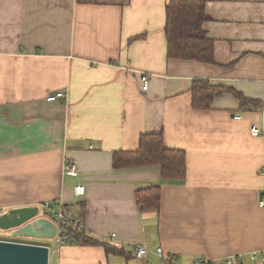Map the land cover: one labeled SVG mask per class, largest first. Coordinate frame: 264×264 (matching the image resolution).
Listing matches in <instances>:
<instances>
[{"label": "crops", "instance_id": "crops-1", "mask_svg": "<svg viewBox=\"0 0 264 264\" xmlns=\"http://www.w3.org/2000/svg\"><path fill=\"white\" fill-rule=\"evenodd\" d=\"M169 1L0 0V209L66 206L119 250L71 241L51 253L56 264H161L160 247L180 264H226L232 255L258 263L250 255L264 249V0H206L216 64L168 58ZM195 79L262 107L243 109L224 93L212 109H194ZM58 91L66 97L46 101ZM254 125L262 135L251 134ZM160 131L168 147L186 151L185 179H164L156 167L114 169L116 150ZM67 159L78 176L65 173ZM153 185L161 209L141 210L136 192ZM138 245L150 252L145 260Z\"/></svg>", "mask_w": 264, "mask_h": 264}, {"label": "trees", "instance_id": "trees-1", "mask_svg": "<svg viewBox=\"0 0 264 264\" xmlns=\"http://www.w3.org/2000/svg\"><path fill=\"white\" fill-rule=\"evenodd\" d=\"M206 6V0H170L167 3L165 34L168 58L216 64L214 39L209 37L204 27L211 18ZM191 90L192 106L197 110L212 109L215 99L224 93L238 98L243 109H259L263 104L260 100L244 96L233 87L213 85L203 79H195ZM113 167L116 170L156 167L164 179L183 180L187 175V153L183 149L168 147L163 131L143 133L137 149L116 150L113 153ZM136 200L141 210L159 212L162 206L161 187L153 185L139 189ZM72 217L77 222L82 223L84 220L81 216ZM64 231L73 236L69 242L102 245L110 252L119 251L74 225L65 226Z\"/></svg>", "mask_w": 264, "mask_h": 264}, {"label": "water", "instance_id": "water-1", "mask_svg": "<svg viewBox=\"0 0 264 264\" xmlns=\"http://www.w3.org/2000/svg\"><path fill=\"white\" fill-rule=\"evenodd\" d=\"M40 211V206L34 205L0 213V229L12 230L17 237L52 239L57 226ZM0 264H50V247L0 239Z\"/></svg>", "mask_w": 264, "mask_h": 264}, {"label": "built area", "instance_id": "built-area-1", "mask_svg": "<svg viewBox=\"0 0 264 264\" xmlns=\"http://www.w3.org/2000/svg\"><path fill=\"white\" fill-rule=\"evenodd\" d=\"M140 81L143 85V90H147L149 88L150 84V75L148 73H142L140 76ZM66 97L65 93L63 91H58L55 94L49 95L46 97V101L51 103L55 102L61 99H64ZM236 119H241V115H235ZM263 131L256 125L252 126L251 128V134L253 136H260L262 135ZM93 148V146H91ZM65 173L69 176H78L79 174V168L78 165L73 162L70 159H67L64 164ZM262 171L264 172V167L262 168ZM85 187L84 186H77L75 187V195L78 197H81L85 194ZM260 207H264V192L262 193L260 200H259ZM40 209H43L44 214L47 215V217L51 216L50 218L57 226V231L54 239L55 246L50 247V256L51 253L58 251V249L64 244L69 242L73 239V236H69L65 233L64 227L65 226H72L74 225L79 230H84V226L81 222H77L73 219V217L69 216L63 207H57L56 205L52 203H47L40 207ZM115 237V235H113ZM149 250L144 245H138L135 247V257L140 260H145L149 255ZM251 260L257 261V264H264V249L261 251H255L251 253ZM157 257L161 264H180L179 259L176 255L172 254H166L163 248L157 249ZM207 261L198 260L194 264H206ZM226 264H244V257L243 255H232L225 259Z\"/></svg>", "mask_w": 264, "mask_h": 264}, {"label": "rangeland", "instance_id": "rangeland-1", "mask_svg": "<svg viewBox=\"0 0 264 264\" xmlns=\"http://www.w3.org/2000/svg\"><path fill=\"white\" fill-rule=\"evenodd\" d=\"M6 209H0V212H6L4 211ZM41 214H44L43 209H41ZM52 218L51 216H49ZM0 239L2 240H10V241H20V242H29V243H35V244H49L53 247L54 244V238L52 239H45V238H35V237H17L13 234L12 230H1L0 229ZM50 264H56V258L55 255L50 256Z\"/></svg>", "mask_w": 264, "mask_h": 264}, {"label": "flooded vegetation", "instance_id": "flooded-vegetation-1", "mask_svg": "<svg viewBox=\"0 0 264 264\" xmlns=\"http://www.w3.org/2000/svg\"><path fill=\"white\" fill-rule=\"evenodd\" d=\"M47 216V215H46Z\"/></svg>", "mask_w": 264, "mask_h": 264}]
</instances>
